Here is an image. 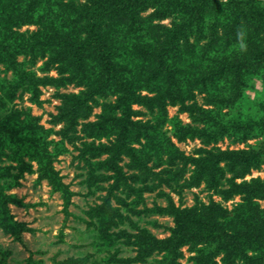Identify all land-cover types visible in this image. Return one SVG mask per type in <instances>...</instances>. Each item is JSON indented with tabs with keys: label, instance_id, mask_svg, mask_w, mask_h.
<instances>
[{
	"label": "rangeland",
	"instance_id": "obj_1",
	"mask_svg": "<svg viewBox=\"0 0 264 264\" xmlns=\"http://www.w3.org/2000/svg\"><path fill=\"white\" fill-rule=\"evenodd\" d=\"M104 1L42 0L48 20L35 22L22 0L0 3V264H230L226 249L176 241L178 218L192 211L216 220L212 232L226 240L232 227L245 236L235 264H264L263 6L246 20L225 0H208L200 17L170 0L147 9L120 0L96 22L85 10ZM190 15L191 39L170 45L190 64L160 68L146 30L187 31ZM93 24L104 53L90 42ZM144 40L149 53L119 59L122 50L137 54ZM208 50L218 56L202 66ZM144 58L150 64L142 66ZM223 66L206 97L195 79ZM116 67L137 83L131 97L118 88ZM146 78L152 90L141 85ZM185 87L204 113L169 97ZM208 150L258 161L243 177L221 162L214 176L223 179L209 185L195 177V159Z\"/></svg>",
	"mask_w": 264,
	"mask_h": 264
},
{
	"label": "trees",
	"instance_id": "obj_2",
	"mask_svg": "<svg viewBox=\"0 0 264 264\" xmlns=\"http://www.w3.org/2000/svg\"><path fill=\"white\" fill-rule=\"evenodd\" d=\"M5 0H0V3L4 2ZM13 1L14 3L12 4L14 7L17 6L16 1L18 0H10ZM108 1V0H106ZM106 1H104V4L102 2H98L100 3L102 6H98L95 8H91V9H87V11L85 10L86 14H93L92 16L95 19V21L97 22L99 19L100 14L103 13L104 10H108V9H112L114 8V6H116V8L118 6H121L122 4H125L126 6H123V8H130V9H147L149 6H155V5H161L159 3V1L161 0H123V3L120 4V0H114L116 1V5L113 4V0H109L110 3H107ZM172 1L173 4H179L182 6V9H185V11H195L197 12V15L200 16H204L201 15V13L198 11L200 10L201 5H212V1H208V0H170ZM223 1V0H222ZM158 2V3H157ZM225 2H227V4L232 8V9H240V15L242 18H246V20H249L250 17L254 14V13H258L257 11H255V9L258 6H263V11H264V0H225ZM22 5L23 8L28 9L29 13L28 14L31 18V20L33 22H35L38 18H40L41 21L48 20V13L47 14H42L44 12V10L48 7L46 6H42V0H22ZM158 6V7H159ZM163 8V6H162ZM138 9V10H139ZM260 9V8H258ZM33 10V14L32 13ZM184 12V11H183ZM244 12V15H241V13ZM182 13V11H181ZM35 14V15H34ZM168 14V13H167ZM177 14V13H176ZM180 14V13H179ZM178 14V15H179ZM203 14V13H202ZM191 18L188 19V24H187V31H177L178 28H174L172 31H151V30H146L145 33V37L147 34H150L152 36H154V41H156L157 43V47L159 49V56H156L157 58H159L160 61L159 62V67L161 68V66L163 67V69H168V70H174L175 64L178 62L179 65L182 66V69L184 68V70L186 69V67L190 64V62H188V58L181 56L179 58V56L176 54V52H174L172 50V48H170V45H172L174 43V45L176 46V48L180 45L181 41L184 42H188L191 39V36L193 34V28L195 29V17L194 19L192 18L193 15H190ZM99 22V21H98ZM41 23V22H40ZM92 30L90 32L89 35V39L90 42L92 44H94V46L98 47L101 49L102 53L105 52L104 48L102 46L97 45L100 44V40L99 37L96 33V29L95 28V24L92 25ZM176 26V25H175ZM203 32V31H201ZM199 32V33H201ZM156 35V36H155ZM186 38H183V37ZM212 39V37L210 38ZM209 39V41H210ZM146 40V39H145ZM143 41L142 46L140 47V50L137 51V54L139 53V55H137L135 52L127 49V50H122L118 52V56L120 57L119 59L121 60H132L134 58H136L137 56L142 57L143 55L149 53V51L146 49V47H148L149 42L147 41ZM61 41L65 44H67V39L62 40ZM165 41H168L164 44ZM87 42V41H85ZM195 44L198 45L201 40H195ZM70 46L74 47L76 46L73 42L69 41L68 42ZM161 44L163 46H161ZM209 44V43H207ZM102 45V44H101ZM161 46V47H160ZM186 46V45H185ZM69 47V46H68ZM134 53V54H133ZM203 54L199 55V62L202 64V66H209L212 65V61L213 59H215L216 56L213 54L214 56H212V52L208 50L207 54L205 52H202ZM197 54V53H196ZM136 56V57H135ZM144 62L141 64L146 65L145 62H148L150 64V61H147L148 59L144 58ZM108 61V60H107ZM157 62V61H156ZM156 62H154L156 64ZM225 66L220 67V69L214 71L212 74L213 77L209 76L208 74L205 75H200L195 79V82L198 86L203 87L204 89H202V91L206 92V97H208L209 95H212L214 93V88L215 87L213 85V83L216 81V74H218L219 72H221L223 70ZM107 71H113L114 68L112 67L111 64H108V66L106 67ZM116 83L118 88L121 90V92L127 96H132V92L135 90H138V86L136 85L137 83L133 82L130 79H127L126 76L123 75V73L116 67ZM179 71V70H178ZM117 72L119 74H117ZM181 72V71H179ZM146 74V73H144ZM150 74V73H149ZM147 74V78L150 77V75ZM146 78V82L144 84L141 85H145L146 84V88H148L149 90H152L153 88L150 87L151 82L153 81L152 79L147 80ZM151 78V77H150ZM157 78V77H156ZM130 80V81H128ZM141 81H145V80H141ZM33 82V80H32ZM157 80H156V84H157ZM160 84V83H159ZM7 90V89H6ZM184 91H178L176 93H170L169 97L172 96L173 94L174 97L177 99L178 103H181L184 108L190 110L192 115L197 114V112L202 111L201 113L205 112V109L203 107L200 106V104H198L195 101V95H194V91L188 89V87L183 88ZM11 92L6 91V99H11L14 95L11 93V95H9ZM193 101L192 103H189ZM188 104H192V105H188ZM214 122V121H213ZM216 124V123H215ZM234 124L229 125V128L234 127ZM126 130H128V128H126ZM126 130H122V136L125 137L126 134L128 132H126ZM222 131V129H216L214 131V133L212 132V134L210 133L209 136H212V141H216V134L218 132ZM151 132V130L148 132V134ZM198 134H201L199 131ZM205 136L206 135L205 133ZM168 144H170L168 142ZM258 156L255 154H249L247 152H243V153H233V152H213L211 150H208V152L206 153L205 157H200L195 159L196 164H197V169H196V174L195 177L197 179H201L206 178L208 180V184L209 185H213L215 184V186L220 182L222 176L220 178L215 177L214 175H220V172H222L223 167H220L219 164L221 162L227 161L228 160V164H231V167H229V170H232V165L233 168L237 170L238 174H240L242 177L245 176L247 173H249L251 171V169L256 165V162L258 161ZM223 179V178H222ZM258 181V180H255ZM236 190L239 191H244V192H249L251 194L255 193V191L252 190V188H254L255 186H249V185H235ZM235 190L231 189L228 192V196L232 195V193H234ZM238 217V216H237ZM236 219H239L237 218ZM191 218V219H189ZM242 221V219H241ZM241 221H236L235 223H232V226H236L240 225L242 222ZM216 220L214 219H205V218H199V214L195 213V212H191V214L189 216H182L178 218V232H179V236L176 238V241L180 243V245H184L187 243H194L196 244L198 241H204V242H208V246L210 247H214L216 246V248H223L226 249L227 251L225 253H227V257L232 261L230 264H235V262L238 260L237 255H238V251L239 249H241V247H243L245 244V242L247 241L245 236L242 233L238 232V228L237 227H232V231H229V235H227L228 240L224 239L223 235H216L212 232V230L214 228V224H216ZM219 222V221H218ZM231 223V222H228ZM222 224V223H221ZM220 224V225H221ZM231 230V229H229ZM228 234V233H227ZM249 244V243H247ZM151 246V245H150ZM234 248V253L233 252H228L230 251L229 248ZM215 248V249H216ZM217 249V250H218ZM237 249V250H235ZM233 251V249H231ZM240 254V253H239ZM197 264H204L203 261L199 260L197 262Z\"/></svg>",
	"mask_w": 264,
	"mask_h": 264
},
{
	"label": "clouds",
	"instance_id": "obj_3",
	"mask_svg": "<svg viewBox=\"0 0 264 264\" xmlns=\"http://www.w3.org/2000/svg\"><path fill=\"white\" fill-rule=\"evenodd\" d=\"M237 37H238V40L240 41V48L243 50L246 47V44L243 41L244 32L243 31H239L237 33Z\"/></svg>",
	"mask_w": 264,
	"mask_h": 264
}]
</instances>
